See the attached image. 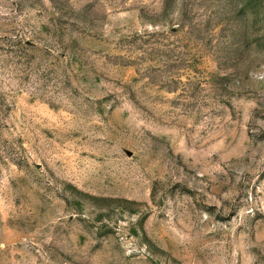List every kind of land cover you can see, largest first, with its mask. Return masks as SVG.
<instances>
[{
	"label": "rangeland",
	"instance_id": "1",
	"mask_svg": "<svg viewBox=\"0 0 264 264\" xmlns=\"http://www.w3.org/2000/svg\"><path fill=\"white\" fill-rule=\"evenodd\" d=\"M0 264H264V0H0Z\"/></svg>",
	"mask_w": 264,
	"mask_h": 264
}]
</instances>
